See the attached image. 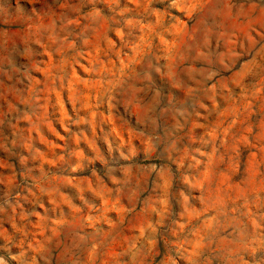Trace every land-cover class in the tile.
<instances>
[{"label": "clouds", "instance_id": "1", "mask_svg": "<svg viewBox=\"0 0 264 264\" xmlns=\"http://www.w3.org/2000/svg\"><path fill=\"white\" fill-rule=\"evenodd\" d=\"M52 2L59 7V14L55 11L44 13V18L35 27L39 40L46 42L48 50L56 57L55 62L45 69L50 82L49 91L56 94V104L64 116L62 123L92 125L93 137L88 143L96 152L91 161L82 152L54 154L52 163L59 164L67 177L82 171L86 163L94 164L99 160L104 166V179L113 185L112 189L105 190L101 181L100 193L105 200L113 196L127 197L131 207L124 212L131 213L137 198L144 194L141 184L143 169H137L130 162L136 153V145L132 143L134 139L143 142L149 155L156 153L168 158L179 151L176 145L184 129L194 116L200 115L201 109L207 110L209 116H227L230 120L227 127L223 126V121L217 122L207 130L206 138H201L199 147L183 151L179 166L185 171L176 177L169 173L162 185L163 198L152 201L151 205L146 204V210L150 207L159 219L140 228L139 235L119 254L122 264H129V261L131 264H150L149 258L164 233L175 231L171 224L165 223L169 218L170 196L177 204V211L188 217L189 225L187 230L185 225L179 226L183 242H178L174 248L169 244L170 252L186 256L188 264H264V213L243 210L252 206L264 208V174L256 176L253 170V178L260 185L255 189L249 190L247 184L245 188L239 185L220 187L217 184L220 165L229 163L231 171L235 172L241 146L249 144L246 134L239 136L233 133V129L246 114H251L254 102L264 103V0H245L248 6L242 4L234 13L229 0V19L240 21L241 26L247 29L251 47H246L244 40L238 46L234 41L229 53L223 55L220 42L224 25L218 18L220 13L208 7L211 0H159L165 4L167 12L153 7L157 0ZM0 6L11 13L12 6L8 0ZM171 10H180L184 19L172 15ZM257 27L262 31L257 33L259 39H254L251 33L257 32ZM233 37H239V33H233ZM34 47L30 39L23 45L11 37L0 39V78L6 77L11 81L10 90L21 95L22 103L28 105L39 91L33 84L34 69L42 66L32 64L40 52L39 48L34 51ZM226 58L236 63L239 88L226 89L217 79L225 70H232L231 64H225ZM82 59L87 61L86 65L81 63ZM78 65L88 74V79L76 72ZM83 84L99 87L103 112L107 113L99 123L110 126L109 131L101 136L95 135V116L72 121L64 110L61 93L67 90L69 101L76 105L82 98V90L78 91L77 86ZM29 85H32V94L25 98L22 89ZM225 100L231 102L227 108L223 107ZM117 116L123 117L138 131L127 140L109 142L113 133L123 137L127 131L126 126L117 128ZM22 118L33 119L29 112H24ZM46 119L37 117L33 128L38 129ZM65 131H68L67 127ZM97 140L107 145L106 152L112 151L114 143L122 150L106 159L96 145ZM125 152L129 154L125 155ZM261 152L264 153V149ZM73 155L77 160L70 164L69 159ZM226 156L231 159L225 161ZM32 158L37 159L38 155ZM26 159L22 157L21 163ZM261 163H264V155L256 168ZM150 171L158 172L155 165ZM92 174L95 176V171ZM24 175L25 179L20 184H10L7 199L0 202V237L12 243L13 236L3 226L7 220L15 232L21 234V245L27 244L33 252L41 255L50 253L49 246L53 240L75 220L95 229L99 237V222L105 216L86 215L82 207L61 192V178L55 181L46 177L29 179L27 172ZM240 179L243 181V175ZM67 183H75V178L67 179ZM173 183L177 185L175 189ZM77 187L79 191L72 190V197L81 201L88 189L97 191L91 185ZM233 188L240 193L236 199L242 201L241 205L231 202ZM13 189L19 191L13 194ZM29 198L43 209V214L39 210L17 211L21 208L20 201ZM46 203L48 207H45ZM54 216L55 219L52 218ZM35 234H39L41 239L36 240ZM87 235L84 234L85 237ZM71 236L73 241L83 239L75 231ZM179 239L180 236L177 237ZM137 242L140 243L139 248ZM89 245L93 259L108 246L99 238L84 240L80 246ZM72 246L77 245L73 243ZM11 259L25 264L26 258L21 252ZM30 260L31 264H36L35 257H30ZM0 264H8V260L0 256ZM172 264L176 261L173 260Z\"/></svg>", "mask_w": 264, "mask_h": 264}, {"label": "rangeland", "instance_id": "2", "mask_svg": "<svg viewBox=\"0 0 264 264\" xmlns=\"http://www.w3.org/2000/svg\"><path fill=\"white\" fill-rule=\"evenodd\" d=\"M3 2L4 0H0V3ZM8 3L12 6L11 13L6 12L0 6V39L11 37L16 43L22 45L30 39L32 45L35 46L33 50L35 51V48L40 49L39 58L32 60V64L39 63L42 66L38 70L34 69L33 72V84L39 91L30 105L22 103L21 95L10 90L11 81L6 77L0 78L2 79V82H0V121H3V123H0V202L7 199L10 184H20L24 181V174L27 172L29 179L46 177L55 181L57 178H61L59 181L60 190L65 196H68L73 203L82 207L86 215L99 216L103 214L105 219L99 222L101 229L99 237H97L95 229L87 225H81L79 220L70 222L69 228L61 231L53 240L52 245L49 246L50 253L43 255L33 252L27 244L21 245V234L16 233L11 223L5 220L3 226L9 235L13 236V240L9 244L7 240L0 237V256L8 260V264H19V262L13 261L11 257L18 256L21 252L25 254V264H31L30 257H35L36 264H61V262L63 264H122V258L119 254L129 246L134 237L139 235L140 228L159 219V216L150 211V207L146 210V204L151 205L152 201L163 198L162 185L169 173L176 177L179 173L185 171L179 166L183 151L186 148L199 147L201 138H206L207 130L217 122L223 121V126L227 127L230 120L227 116L218 117L215 114L209 116L207 110L201 109L200 115L198 117L194 116L184 129L182 138L176 145L179 151L173 152L168 158H162L156 153L149 155L143 142L138 138L134 139L132 143L136 145V153L135 156L131 157L130 162L135 164L137 169H143L141 184L144 186V194L137 198L134 211L131 213L124 212V209L131 207L127 197L113 196L105 200L100 193L101 181H103L105 190L112 189L113 185L110 181L104 179V166L99 160H96L94 164L86 163L82 171L73 173L72 177L75 178V183L68 184L67 179H72V177H67V173L62 170L59 164L52 163L54 154L82 152L87 160L91 161L96 156V152L88 143L93 137L92 125L74 122L62 123L64 116L56 104V94L49 91L50 82L45 76V69L49 64L55 62L56 57L48 50V44L39 40L35 27L44 18V13L55 11L59 14V7L53 4L52 0H16V2L15 0H8ZM230 4L234 13L240 5L245 4V0H230ZM247 6L245 4V7ZM153 7H158L161 11H169L166 9L165 4L160 3L159 0L153 4ZM208 7L220 13L218 18L222 20L224 25V29H222L223 38L220 42L222 55L229 53L234 41L238 46L240 41L244 40L246 42L245 46L251 47V43L247 40V29L241 26L240 21L229 19V0H211ZM171 14L176 15L178 19H184L180 15V10H171ZM44 22L47 23L48 21L45 19ZM234 25L236 26L234 27ZM261 31L257 27V32H253L251 35L254 39H259L257 33ZM233 33H239V37L234 38ZM24 59L27 61L28 58L25 57ZM224 62L225 64H231L232 70H225L217 79L226 86V89L239 88L236 63L228 58ZM81 63L86 65L87 61L82 59ZM76 72L82 78L88 79V74L84 73L83 68L79 65L76 67ZM245 82H247V79H245ZM77 88L78 91L82 90V98L76 105L69 101L67 90L61 93L64 99V110L67 112L68 117H71L72 121H83L95 116L97 118L95 135L101 136L104 132H108L110 126L99 123V120L107 115L103 112L99 87L83 84L78 85ZM176 90L179 91L180 89L177 88ZM22 94L25 98L31 96L32 85H29L27 89H22ZM230 103V101L225 100L223 107L227 108ZM208 105L211 106L210 101H208ZM24 112H29L32 115V121L22 118ZM37 117L41 119L46 117L47 119L46 122L39 125L38 129H34L32 125L37 122ZM169 119L171 121V117ZM115 122L117 128L126 126L127 131L123 137H118L113 133L109 142L127 140L133 132L138 131L130 123L124 121L123 117L117 116ZM65 127L68 128V131H65ZM233 133L239 136L246 134L249 144L246 147L241 146L235 172L231 171L229 163L220 165L221 174L217 184L220 187L239 185L240 188H245L247 184L249 190L258 188L260 185L253 178V170H255L256 176L264 174V163L256 168L257 162L264 155L261 152V149H264V103L261 101L254 102L251 114H246L245 118L238 122V126L233 129ZM80 137L84 138L81 139ZM96 145L100 153L105 154L106 159L117 155L122 150L118 144L114 143L112 151L106 152L107 145L101 140H97ZM128 154V152H125V155ZM34 155H38V158L33 159ZM22 157L27 158L24 163H21ZM230 159L228 156L225 157V161ZM76 160L77 156L73 155L69 159V163L72 164ZM153 165L156 166L158 172L150 171ZM93 171L96 173L95 176L92 174ZM14 173L15 178L13 179ZM242 175L243 181L240 179ZM63 177H67V179H63ZM77 185H91V188L97 189V191L88 189L85 192L84 200L81 201L78 197H72V190L79 191ZM176 187L177 185L173 183V189ZM16 191H19V189H13V194ZM231 194L233 197L231 202L241 205L242 201L236 199L240 195L239 191L233 188ZM168 203L169 218L166 219L165 223L171 224L175 231L164 233L149 258L150 264H172L173 260L176 261V264H188L186 256H178L174 251H169V244L174 248L178 242H183V236L179 233V226L183 224L185 230H187L189 227L188 217L177 211V204L171 196ZM20 204L21 208L17 209L18 212L21 209L24 211L39 210L43 214V209H40L32 198L21 200ZM45 207H48L47 203ZM65 208L67 209V206ZM199 210V207H197V211ZM243 210L245 212L264 213V208L258 209L255 206ZM52 218L55 219L56 217ZM69 219L71 221V218ZM35 220L34 217L33 221L35 222ZM73 231L77 232L83 239L73 241L71 236ZM85 233L88 234L86 237L84 236ZM178 236H180L179 241L177 240ZM96 238L106 241L108 246L93 259L90 253V245L89 247H81L80 245L83 244L84 240ZM35 239L40 240V235L35 234ZM73 243L77 246L73 247ZM139 247L140 243L137 242V248ZM129 264H131V261H129Z\"/></svg>", "mask_w": 264, "mask_h": 264}]
</instances>
